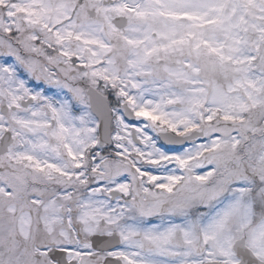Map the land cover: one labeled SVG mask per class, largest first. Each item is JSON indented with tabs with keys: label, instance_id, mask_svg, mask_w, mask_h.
<instances>
[{
	"label": "snow or ice",
	"instance_id": "6c2138e0",
	"mask_svg": "<svg viewBox=\"0 0 264 264\" xmlns=\"http://www.w3.org/2000/svg\"><path fill=\"white\" fill-rule=\"evenodd\" d=\"M0 264H264V0H0Z\"/></svg>",
	"mask_w": 264,
	"mask_h": 264
}]
</instances>
